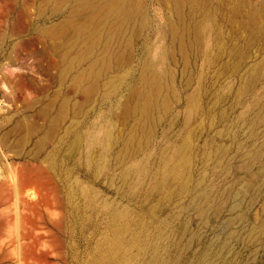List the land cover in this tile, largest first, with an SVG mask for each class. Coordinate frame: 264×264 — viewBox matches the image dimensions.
I'll return each instance as SVG.
<instances>
[{
  "label": "rangeland",
  "instance_id": "1",
  "mask_svg": "<svg viewBox=\"0 0 264 264\" xmlns=\"http://www.w3.org/2000/svg\"><path fill=\"white\" fill-rule=\"evenodd\" d=\"M0 264H264V0H0Z\"/></svg>",
  "mask_w": 264,
  "mask_h": 264
},
{
  "label": "bare ground",
  "instance_id": "2",
  "mask_svg": "<svg viewBox=\"0 0 264 264\" xmlns=\"http://www.w3.org/2000/svg\"><path fill=\"white\" fill-rule=\"evenodd\" d=\"M193 20V19H192ZM203 35V34H202ZM203 40V39H202ZM39 236V235H38ZM33 237V236H32ZM35 237V236H34ZM33 241V240H32ZM40 244V243H39ZM35 255V254H34ZM218 258V257H217ZM25 260V259H24Z\"/></svg>",
  "mask_w": 264,
  "mask_h": 264
}]
</instances>
